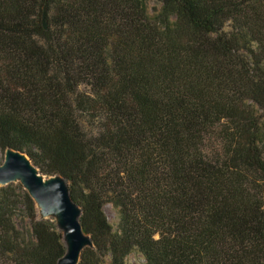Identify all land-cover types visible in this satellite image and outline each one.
<instances>
[{"label":"trees","instance_id":"16d2710c","mask_svg":"<svg viewBox=\"0 0 264 264\" xmlns=\"http://www.w3.org/2000/svg\"><path fill=\"white\" fill-rule=\"evenodd\" d=\"M148 1L0 0V165L65 181L77 264H264V0ZM64 254L0 187V264Z\"/></svg>","mask_w":264,"mask_h":264},{"label":"water","instance_id":"95a60500","mask_svg":"<svg viewBox=\"0 0 264 264\" xmlns=\"http://www.w3.org/2000/svg\"><path fill=\"white\" fill-rule=\"evenodd\" d=\"M15 181L19 182L44 217L53 216L56 219L65 247V254L57 264H77L82 250L92 247V243L82 231L79 222L81 210L73 202L65 181L59 176L41 175L25 154L7 149L0 165V186Z\"/></svg>","mask_w":264,"mask_h":264},{"label":"rangeland","instance_id":"374dc122","mask_svg":"<svg viewBox=\"0 0 264 264\" xmlns=\"http://www.w3.org/2000/svg\"><path fill=\"white\" fill-rule=\"evenodd\" d=\"M147 5H148V12L150 14L157 12L160 8L159 0H149ZM13 184L14 185L19 184V182L15 181V182H13ZM0 187H3V186H0ZM103 210H104V213H105L109 223L113 227V229H116L117 225H118V218H119L118 211L109 204L105 205ZM36 212H37V217L39 219H47V220L52 221L55 224L57 231L60 232L57 228V225H56V219L53 216L44 217L38 208H36ZM18 215L20 216V214H18ZM127 264H144V260L139 253L133 252L127 258Z\"/></svg>","mask_w":264,"mask_h":264},{"label":"bare ground","instance_id":"6f19581e","mask_svg":"<svg viewBox=\"0 0 264 264\" xmlns=\"http://www.w3.org/2000/svg\"><path fill=\"white\" fill-rule=\"evenodd\" d=\"M43 180H45V179L43 178Z\"/></svg>","mask_w":264,"mask_h":264}]
</instances>
